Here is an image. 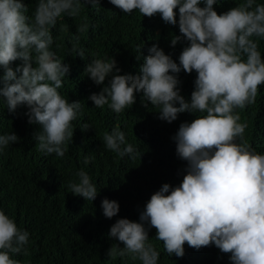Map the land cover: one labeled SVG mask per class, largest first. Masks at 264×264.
<instances>
[{
  "label": "clouds",
  "instance_id": "9594fccd",
  "mask_svg": "<svg viewBox=\"0 0 264 264\" xmlns=\"http://www.w3.org/2000/svg\"><path fill=\"white\" fill-rule=\"evenodd\" d=\"M98 2L37 0L30 16L23 0H0V123L18 129L23 140L52 158L59 178L79 160L72 145L90 154L96 162L98 182L94 183L83 169L76 172L68 181L71 194L79 196L72 199L73 207L93 201L101 206L104 217L111 219L119 212L116 194H120L122 184L113 161L107 160L104 153L115 152L120 158L130 159L140 154L118 126L102 131L94 147L84 148L90 125L83 123L86 112L82 96L70 92L62 96L58 91L69 66L52 51V30L58 20L62 16L79 17L86 4L99 10ZM109 3L124 14L138 10L148 18L159 14L168 25L178 23L180 36H176L175 27L164 25L168 29L165 40L177 53L181 37L187 46L177 64L153 44L138 75L129 71L118 74L121 70L111 57L91 60L84 73L102 87L91 91L90 104L104 107L112 115L127 113L136 102V94L142 93V107L151 104L158 108L151 111L158 119L174 123L176 155L187 166L178 187L163 184L151 195L139 214V222L116 220L108 235L119 243L111 245L107 256L158 264L160 253L148 235V229L154 228V239L163 242L169 256L182 258L185 243L196 250L214 245L220 252L230 254V264H264V154H258L244 139L248 123L240 122L236 112L255 104L259 86L264 85V60L259 50V41L264 40V4L240 0L235 7L217 14L213 7L217 0ZM88 28L84 18L77 34L70 37L75 41L72 51L81 59H85V49L77 47L79 34ZM60 30L68 29L62 26ZM142 47L137 45V59ZM15 61L22 63L13 69L10 65ZM181 70L196 73L190 101L180 94ZM109 76L111 79L106 81ZM183 113L203 115L195 114L196 118L187 123L178 116ZM137 133L146 142L145 132ZM14 143H18L17 135L3 129L0 151ZM91 157L85 156L86 165ZM3 176L6 181L12 179L4 172ZM36 211H32L33 218ZM28 243L29 233L0 210V264H19L20 257L25 259L29 253L25 248ZM71 248L68 243L58 249L68 252ZM25 261L54 264L48 256L32 259V252Z\"/></svg>",
  "mask_w": 264,
  "mask_h": 264
},
{
  "label": "trees",
  "instance_id": "16d2710c",
  "mask_svg": "<svg viewBox=\"0 0 264 264\" xmlns=\"http://www.w3.org/2000/svg\"><path fill=\"white\" fill-rule=\"evenodd\" d=\"M23 2L29 7L27 14L31 16L37 0ZM239 2L240 0H217L213 7L217 14H222ZM256 2L264 4V0ZM200 6L203 7V4ZM98 7L99 10L86 4L79 17L62 16L52 30L55 37L52 51L69 66L66 80L58 91L62 96L67 92L82 96V109L86 112L83 123L90 125L84 148L94 147L102 131L109 132L118 126L140 157L137 155L135 159L127 156L120 158L115 152L110 155L104 153L107 160L113 161L116 176L122 184L120 194H116L119 199L118 215L108 219L102 214L101 206L93 204V201H85L83 205L73 207L72 199L79 196L71 194L68 181L75 177L76 172L83 169L94 183L98 182L96 162L90 154L72 145V152H75L79 160L69 167L68 174L59 178L52 158L36 151L29 141L23 140L24 135L18 129L0 123V134L5 129L9 134L12 132L18 137V143L0 151V210H3L18 228L29 233V243L25 245L29 253L25 259L29 258L32 252V259L48 256L54 264H140L139 261L131 259H110L107 256L111 245L119 243L114 238L109 239V229L121 218L139 222V214L144 210L151 195L159 191L163 184L178 187L185 174L187 163L177 157L176 145L172 139L174 123L169 124L158 119V116L151 112L158 109L157 107L151 104L147 108L142 107V93L136 94V102L127 113L112 115L104 107L95 108L93 103L90 104L88 97L91 91H97L102 86L95 85L87 73H84V69L93 59L111 57L121 70L118 74L124 75L129 71L132 75H138L143 59L149 54L148 49L153 44L179 64L178 57L187 42L181 37L176 46L179 48L177 53L175 47L165 40L168 29L164 25L168 24L162 21L159 14L152 18L142 16L138 10L132 14H124L110 4L109 0H99ZM176 11L178 21V9ZM84 18L87 19L89 28L79 34L77 47L85 49V59H81L72 51L75 41L70 40V37L77 34L76 29L84 22ZM62 26H67V32L60 30ZM168 26L175 27L176 36L181 35L178 23ZM137 45H143L139 59ZM259 50L264 60V40L259 41ZM21 63L15 61L10 66L15 69ZM2 74L0 69V76ZM195 78V72L185 74L181 70L178 74L181 81L178 85L180 94L186 101H190ZM110 79L111 76L107 77L106 81ZM236 112L241 117L240 122L248 123L244 139L258 154H264V85L259 86L255 104L242 110L237 109ZM195 114L183 113L178 116L190 123L196 115H203ZM138 130L145 132L146 142L140 138ZM239 142L238 139L237 143ZM85 156L91 157L87 165L84 163ZM106 168L110 171L109 167ZM121 171H124L125 175ZM3 172L12 179L6 181ZM35 209L37 211L33 218L32 211ZM145 227L148 228V225L145 224ZM148 235L150 242L160 253L158 264H230V254L220 252L214 245L196 250L185 243V254L182 258L174 254L169 256L163 248V242L154 239V228L148 229ZM68 243L72 244L68 252L58 249ZM119 246L123 247L122 244ZM25 259L21 256L19 264H26Z\"/></svg>",
  "mask_w": 264,
  "mask_h": 264
}]
</instances>
